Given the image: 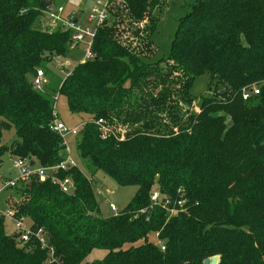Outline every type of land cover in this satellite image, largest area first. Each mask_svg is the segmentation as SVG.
Segmentation results:
<instances>
[{
  "label": "trees",
  "instance_id": "1",
  "mask_svg": "<svg viewBox=\"0 0 264 264\" xmlns=\"http://www.w3.org/2000/svg\"><path fill=\"white\" fill-rule=\"evenodd\" d=\"M41 1L0 0V163L5 154L44 168L62 160L50 130L56 93L85 117L74 145L86 169L137 189L107 218L78 166L59 173L73 180L70 195L37 179L9 190L7 209L45 234L50 264H264V0H196L156 62L151 37L166 0H112L92 59L43 93L31 79L67 57L71 34L40 29ZM204 75L209 94L192 112L190 89ZM9 131L17 139L3 144ZM93 250L106 254L88 263ZM47 260L36 242L19 248L0 216V264Z\"/></svg>",
  "mask_w": 264,
  "mask_h": 264
},
{
  "label": "rangeland",
  "instance_id": "2",
  "mask_svg": "<svg viewBox=\"0 0 264 264\" xmlns=\"http://www.w3.org/2000/svg\"><path fill=\"white\" fill-rule=\"evenodd\" d=\"M195 1L196 0H166L165 6L161 9L159 14L156 30L151 37L152 43L156 48V54L153 57L152 62H156L160 59H166L168 57L178 22L190 12ZM92 2L93 0H80L77 2L75 0H52V5L55 9L58 8L59 5H62L64 16L71 17L76 14V18H79L81 22H84L86 13ZM45 24V21L44 25L40 22V29L47 32L48 29H46ZM84 48V46L80 45L76 49H71L69 50V54L66 58L55 59L46 65L48 72L45 74L49 91H57L60 84L59 82L65 78L68 72H72L77 64L80 63L85 54ZM64 61L65 63H68L66 72L61 71L59 68V64ZM207 85L208 78L205 75L199 77L193 83L190 89V94L194 98V102L191 107L192 112H195V110L198 109L201 98L209 94ZM56 95L55 113L57 115V121L63 123L67 127L80 126L81 123L85 121V117L83 115H73L69 113L65 99L56 93L53 97L55 98ZM16 139L17 138L15 137L13 131L4 132L2 143L9 144L11 141ZM68 142L76 165L83 172V174L91 180L100 215L104 218L115 215V213L109 208L110 204H113L117 208V213L121 212L129 203L137 189L135 187H120L101 171H97L92 174L91 171L86 169V162L78 158L75 150L74 139L68 138ZM13 161L14 158L10 157L8 154H5L2 157L0 163V187L5 181L13 179L17 176V172L13 168ZM9 194L10 191L0 193L1 212H5L7 210L5 200ZM4 217V230L6 235L10 236L14 231L13 222L9 217ZM23 224L24 226L29 227L30 222L25 220ZM151 240L153 242H157V239L154 236L151 237ZM105 254L106 252L104 250H93L86 258V262L91 263L95 260H100Z\"/></svg>",
  "mask_w": 264,
  "mask_h": 264
},
{
  "label": "built area",
  "instance_id": "3",
  "mask_svg": "<svg viewBox=\"0 0 264 264\" xmlns=\"http://www.w3.org/2000/svg\"><path fill=\"white\" fill-rule=\"evenodd\" d=\"M112 0H93L90 8L88 9L85 17V21L81 22L79 18L74 16H64V11L62 7L53 8L51 12L45 13V27L49 32H70V49H76L78 46H84L85 54L80 61V64L85 61L92 59V53L90 51L93 38L95 36L96 30L108 22L109 20V7ZM68 63L62 62L59 64L61 71H67ZM71 72H68L65 76H69ZM32 87L35 91L43 93L45 87L47 86V79L45 71L40 68L38 69L31 79ZM251 94L257 95L258 90L253 88L250 90ZM247 91H243L242 99L247 100L249 94ZM57 95L53 99L56 102ZM55 105V103H54ZM55 111V107H54ZM57 115L54 112L53 120L50 124V130L55 133L61 140L62 160L52 166V167H40L35 163L31 166V161L26 159L15 158L13 161V168L17 172V176L13 179L5 181L0 187V193L4 191H9L18 185L26 184L32 179H37L39 182L49 181L52 185L57 186L61 193L64 195H70L73 192L74 184L71 177H60L59 173L69 171L75 168L76 162L72 157V151L69 146L68 138L75 139L80 130L82 129V124L75 127H67L61 122L57 121ZM96 125L99 127L101 140L107 139L110 133V129L104 126L102 120L97 121ZM161 197L158 192H153L151 195V202L158 203ZM109 208L112 212L116 214L117 208L110 204ZM0 216L9 217L14 226V231L12 235L16 236L17 245L19 248H24L26 250H31L33 247V242L40 247L42 250H46L48 254V260L46 264H50L53 260V252L49 249L48 240L45 234L39 230L37 232L31 231L30 226H24V219H16L13 216L12 211L8 209L5 212L0 211ZM5 218V217H4ZM161 251H164V247L158 244Z\"/></svg>",
  "mask_w": 264,
  "mask_h": 264
},
{
  "label": "water",
  "instance_id": "4",
  "mask_svg": "<svg viewBox=\"0 0 264 264\" xmlns=\"http://www.w3.org/2000/svg\"><path fill=\"white\" fill-rule=\"evenodd\" d=\"M39 9L42 10L45 13H49L52 11L53 9V5L51 3V1H41L39 4ZM31 166H33V162L30 163ZM218 263V257H212L206 261H204L203 264H217Z\"/></svg>",
  "mask_w": 264,
  "mask_h": 264
},
{
  "label": "crops",
  "instance_id": "5",
  "mask_svg": "<svg viewBox=\"0 0 264 264\" xmlns=\"http://www.w3.org/2000/svg\"><path fill=\"white\" fill-rule=\"evenodd\" d=\"M68 1H70V0H68ZM75 1L77 2V1H80V0H75ZM58 7H62V5H59ZM62 8H63V7H62ZM78 9H80V8H78ZM63 11H64V10H63ZM71 15H72V14H71ZM74 16L76 17V14H75ZM197 111H198V109L195 110V112H197ZM29 226H30V225H29Z\"/></svg>",
  "mask_w": 264,
  "mask_h": 264
}]
</instances>
